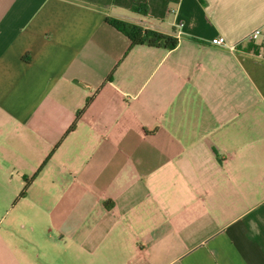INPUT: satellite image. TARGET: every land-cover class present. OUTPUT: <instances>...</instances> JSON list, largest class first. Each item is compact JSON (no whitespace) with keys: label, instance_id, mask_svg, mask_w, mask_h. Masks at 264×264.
I'll return each mask as SVG.
<instances>
[{"label":"crops","instance_id":"0c3cea01","mask_svg":"<svg viewBox=\"0 0 264 264\" xmlns=\"http://www.w3.org/2000/svg\"><path fill=\"white\" fill-rule=\"evenodd\" d=\"M256 29L264 0H0V264H264Z\"/></svg>","mask_w":264,"mask_h":264},{"label":"trees","instance_id":"16d2710c","mask_svg":"<svg viewBox=\"0 0 264 264\" xmlns=\"http://www.w3.org/2000/svg\"><path fill=\"white\" fill-rule=\"evenodd\" d=\"M134 11L142 12L143 7L135 8ZM107 23L121 31L131 41L132 46H149V47H163L165 49H174L179 40L178 38L165 35L155 30L145 29L135 23L107 18ZM28 60V58H26Z\"/></svg>","mask_w":264,"mask_h":264},{"label":"built area","instance_id":"2783aa9c","mask_svg":"<svg viewBox=\"0 0 264 264\" xmlns=\"http://www.w3.org/2000/svg\"><path fill=\"white\" fill-rule=\"evenodd\" d=\"M249 40L251 42H259L262 45H264V30L262 29H256L254 30L250 36H249ZM211 43L215 46H220V47H226V48H230L224 37H216L214 38Z\"/></svg>","mask_w":264,"mask_h":264}]
</instances>
